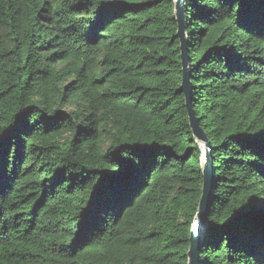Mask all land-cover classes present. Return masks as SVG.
<instances>
[{
	"label": "trees",
	"instance_id": "1",
	"mask_svg": "<svg viewBox=\"0 0 264 264\" xmlns=\"http://www.w3.org/2000/svg\"><path fill=\"white\" fill-rule=\"evenodd\" d=\"M211 147L198 264H264V0H186ZM175 0H0V264H188L203 183Z\"/></svg>",
	"mask_w": 264,
	"mask_h": 264
},
{
	"label": "water",
	"instance_id": "2",
	"mask_svg": "<svg viewBox=\"0 0 264 264\" xmlns=\"http://www.w3.org/2000/svg\"><path fill=\"white\" fill-rule=\"evenodd\" d=\"M175 21L177 23V39L180 42L183 79L180 91L185 95L186 108L189 115V125L192 135L203 152L204 165H202L203 183L201 197L198 203L197 214L194 218L189 238V251L187 253L188 264H198V247L200 243L203 226L206 222L210 208V196L212 192V160L210 143L200 128L199 121L193 112L191 104L190 83V58L188 56V41L186 36V0H175Z\"/></svg>",
	"mask_w": 264,
	"mask_h": 264
},
{
	"label": "rangeland",
	"instance_id": "3",
	"mask_svg": "<svg viewBox=\"0 0 264 264\" xmlns=\"http://www.w3.org/2000/svg\"><path fill=\"white\" fill-rule=\"evenodd\" d=\"M201 162H202V165H204V162H205V161H204V158H202Z\"/></svg>",
	"mask_w": 264,
	"mask_h": 264
}]
</instances>
